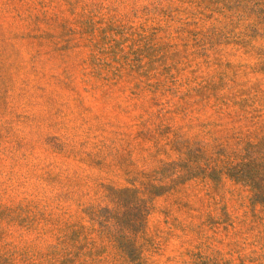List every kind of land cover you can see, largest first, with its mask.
Listing matches in <instances>:
<instances>
[{"label": "rangeland", "instance_id": "1", "mask_svg": "<svg viewBox=\"0 0 264 264\" xmlns=\"http://www.w3.org/2000/svg\"><path fill=\"white\" fill-rule=\"evenodd\" d=\"M263 136L264 0H0V264H264V208L209 177Z\"/></svg>", "mask_w": 264, "mask_h": 264}, {"label": "trees", "instance_id": "2", "mask_svg": "<svg viewBox=\"0 0 264 264\" xmlns=\"http://www.w3.org/2000/svg\"><path fill=\"white\" fill-rule=\"evenodd\" d=\"M241 154L239 162L228 164L220 171L212 170L209 177L218 181L221 174H225L236 184L249 190L253 204L264 208V136L259 139V142H247ZM164 189L166 187H158L151 182H142L140 189H111L109 199H112L111 203L115 207L97 209L93 215L100 220L107 218L102 227L112 230L114 234L124 231L132 233L146 219L150 202L148 196L160 193L157 191ZM140 210H143V216Z\"/></svg>", "mask_w": 264, "mask_h": 264}]
</instances>
